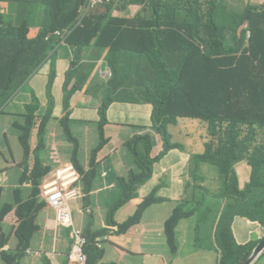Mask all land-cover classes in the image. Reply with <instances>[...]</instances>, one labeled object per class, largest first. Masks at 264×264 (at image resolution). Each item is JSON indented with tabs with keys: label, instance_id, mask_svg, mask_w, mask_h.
Masks as SVG:
<instances>
[{
	"label": "trees",
	"instance_id": "obj_1",
	"mask_svg": "<svg viewBox=\"0 0 264 264\" xmlns=\"http://www.w3.org/2000/svg\"><path fill=\"white\" fill-rule=\"evenodd\" d=\"M19 1L26 7L32 1L41 2L46 18L41 22L34 21L31 17L37 9L29 7L15 18L5 20L7 13L0 5V111L46 65L51 56H55L62 44L59 36L53 35L56 31H61L63 35L73 31L69 46L76 52L64 85L65 89L70 86L65 103L71 104L72 97L87 83L81 85L74 81L75 66L79 64L84 48L98 34H102L123 50L111 48L106 60L103 58L101 62L104 67L111 66L113 71L107 87L108 94L100 106L99 143L92 150L89 170L78 164V140H73L76 149L70 163L81 175L77 183L82 182V188L87 193L86 202L89 203V194L97 179L99 154L106 144L107 147L112 144L106 138L105 128L109 124L108 109L113 102L152 105L151 126L161 136L158 139L160 146L164 145L162 153L151 158L156 138H150L149 134L135 135L127 142L126 148L135 158L137 172L132 171L121 178L129 176V187L135 191L149 178L154 161L168 151L182 147L180 136L185 122H189V118L203 120L207 123L209 138L204 152L195 154L193 162L198 165L199 161H205L215 166L220 173L219 188L215 193L205 190L197 196L192 188L197 187L201 175L198 168L191 169L190 179L186 181L189 199L205 209L199 213L175 211L165 222V237L173 257L178 249L176 228L179 222L196 216V230L207 223L217 225L216 264H243L258 241L245 245L234 243L231 238L232 221L236 220L234 217L240 207H247V200L251 197L248 194L256 195L264 208V61L259 56V52L264 51V5L247 4L241 14H236L226 0H111V3L102 5L103 13L89 9L88 0H49L51 7L43 4V0H0V4L7 2L9 10L13 3ZM117 1L121 6L117 5ZM129 4L141 6V12L133 19L113 17L116 11L125 9ZM246 32H249L248 38ZM98 38L101 39L100 36ZM65 43L68 44L67 40ZM104 46L100 40L96 48L103 53ZM100 51L97 58L102 56ZM122 54L131 56L126 68L120 70L117 62ZM117 71L124 77L119 78ZM52 73L54 80L56 71ZM35 101L22 115L25 121L14 124L21 132L25 176L34 183L30 197L26 200L19 198L20 203L15 210L19 219L17 234L24 247H28L32 232L37 230L36 215L42 207L37 205L38 187L52 169L45 166L41 155L45 136L40 137V145L34 150L35 164L29 168L32 132L37 126L38 134L48 131L55 105L52 100L48 112L43 113L40 112L38 99L35 98ZM60 121L65 123V133L71 140L74 135L67 125L68 114ZM243 160L250 166L251 172L250 179L241 187L234 165ZM132 196L133 192L125 189L107 216L108 224L114 223L112 213ZM158 201L160 198L155 196V191L151 192L139 204L135 214L120 223L113 233L125 232L136 220H140L147 206ZM11 209L13 207L0 210L1 218ZM108 231L101 229L90 236L84 232L89 239L86 264H106L101 261L103 250L99 249L97 242H104ZM3 248L4 243H0V250ZM22 252L13 256L2 251L1 259L5 264H13L19 261Z\"/></svg>",
	"mask_w": 264,
	"mask_h": 264
},
{
	"label": "crops",
	"instance_id": "obj_2",
	"mask_svg": "<svg viewBox=\"0 0 264 264\" xmlns=\"http://www.w3.org/2000/svg\"><path fill=\"white\" fill-rule=\"evenodd\" d=\"M230 9L236 14L243 12L247 4L252 6L264 5V0H226ZM4 12H8L7 5H2ZM102 8V7H101ZM100 8L95 9L93 12L98 11ZM127 14H122L120 11H116L113 17L117 19H133L138 13L141 12L142 7L137 5L129 6ZM140 30L134 29L133 31ZM181 35H183L181 33ZM101 37L102 44H104V52L102 53L98 48L90 47L93 50V54L98 57V51L102 53V58L106 59L107 53L109 54L111 48L116 47L111 41L107 40L102 34H98ZM103 36V39H102ZM99 38L96 41L95 46L100 41ZM196 44V42H192ZM65 45V44H64ZM64 48L61 46L53 61V66L45 65L38 71L29 81V91L27 96L23 100L14 102L16 96H13L6 104L7 109L0 111V138L3 136L7 147H1L0 145V210L6 207H13L8 213H6L3 219L0 216V243H4V248L0 250V264H5L1 259L2 251L12 253L13 256L17 255L20 251L22 256L15 264H80L78 262L69 261L68 255L72 247V232L73 229L69 226H65L59 223L57 220V212L51 206H49L43 197L44 179L41 180L39 185V193L37 195V205H42L40 211L36 215L35 225L37 230L33 231L28 243V247H24V243H21V239L17 234V228L19 226V219L16 215V207L20 203V199L26 200L30 197L34 183L33 180L25 176L26 168L23 163L25 160V153L22 156L14 154L11 147L10 140L8 138L7 129L10 125H14L17 122H24L25 118L22 115L28 112L29 106L34 104L35 98L44 102V106L41 107V112L47 113L50 108L52 100L55 101L53 109V119L50 121L49 129L45 133L38 134V126L33 130L35 136L30 140L32 149L31 158L28 162L30 169L34 166L35 154L34 150L40 145L41 138L46 137L45 145L42 147V158L45 166H50L51 172L48 174H54L61 166L70 165V161L73 158L74 148H71L69 142H73L72 137L69 140L65 133V123L61 122V118L67 113L69 122L67 123L69 129L72 130L77 138L92 136L93 143L87 151L80 150V141L78 140L77 147V159L78 164L84 168L85 162L90 164V152L93 145L99 142V133L95 123V115L92 110L84 108L81 104V100L86 95L87 88L92 85L94 78L99 77L102 80H106L107 74L105 73L106 67L101 64H96L93 68L89 80L85 87L80 88L75 96L71 99V104L65 103L66 95L69 93L65 89V81L68 71L70 69V63L66 61L65 57L69 54L65 49L66 55L62 57L61 54H57L59 50ZM120 49L119 51H122ZM72 49H70V52ZM110 67V66H109ZM111 68V67H110ZM56 71V77L52 72ZM81 97L79 98V96ZM32 101V102H31ZM30 103L27 110V104ZM152 114V105L148 103H128L120 102L111 107L110 116L111 124L105 128L106 138H113L111 146L104 148L102 151L110 153L112 147L115 145V140L119 143L120 140L125 139L127 136L134 134L132 127L137 126H150ZM191 122H185L186 126L184 132L181 133L180 142L182 147L180 149H173L162 155L158 160L154 161L151 165V173L149 178L138 185L136 191L133 192V196L126 201L122 206L116 209L112 213L114 220L113 224L107 223V216L111 212V207L118 201L123 195L124 190L119 189L117 193H112L111 196L96 197L104 190H111V186H122L123 179L121 178L130 174L132 171L137 172L134 156L127 150L115 155L112 159V163L116 165L108 170V181H104V185H97V189L89 194V203L86 202V193L81 190L83 196L70 200V206L73 208V213L77 224L83 229L87 236L93 235L95 232L101 229H109L104 236V242L102 250V263L106 264H149L153 261L154 264H204L212 262V256L205 251L216 250L217 241L215 239L216 224L207 223L196 230V216L182 219L177 228V240L178 249L175 256L171 257L170 248L167 243L164 226L166 220L172 216L175 211L182 213L196 212L199 213L205 208L199 207L195 201L189 199L190 192L186 189V181L190 179V165L194 164L193 158L195 154H201L205 150V142L209 138L207 125L204 121L199 119H191ZM40 122V118L38 123ZM54 127L55 131L52 130ZM55 132L59 134L57 138L54 137ZM76 132V133H75ZM128 137L126 140H129ZM159 137L156 136V147L161 143L158 141ZM124 142L123 144H126ZM73 145V143H72ZM6 151V152H5ZM24 151V149H23ZM169 155H172L173 160L164 168L161 160L166 159ZM10 156V157H9ZM151 156H153L151 154ZM200 164L195 166L200 171L201 177L196 184V188H192V191L198 196L200 192L209 190L211 193H215L219 188V176L218 169L210 165L208 162L199 161ZM237 178L239 179V185L244 187L246 182L250 179L251 168L246 161H239L234 165ZM177 171V175L174 172ZM170 174L173 172V176L169 179L167 177V184L171 186V190L165 189L166 196L158 195L161 190L159 186V179L162 175ZM47 175V176H48ZM114 175L113 178H111ZM129 178V176H128ZM111 182V185H110ZM79 184V183H76ZM95 184V183H94ZM20 191V192H19ZM155 191V196L160 198V201L154 202L147 206L140 220H136L135 224L130 226L125 232L111 233V225H119L125 220L131 218L142 200L148 196L151 192ZM19 192V193H18ZM95 198L94 201L92 199ZM185 198L187 203L181 208L176 207V204ZM8 203L11 205H3L1 203ZM16 201V205H13ZM95 212L96 215L105 217L102 224H96V221L91 218L90 213ZM2 212H0L1 214ZM233 230L241 232L244 226L248 225L247 221L238 223L236 220L232 221ZM103 225V227H101ZM253 228L257 231V228ZM187 233V238L191 240L195 237V234H199L201 238L206 240L204 246L197 248L193 246L188 250H183L182 234ZM264 237V233H252V236L259 241ZM151 236V239H149ZM99 238V237H97ZM96 238V239H97ZM100 249V248H99ZM218 254V252H217ZM145 255H151L153 258H145ZM161 256L162 262L155 257ZM149 257V256H148ZM168 258V260H166ZM261 259V258H260ZM259 259V260H260ZM13 262V261H12ZM11 262V263H12ZM258 262V261H257ZM256 262V263H257ZM87 263V262H86ZM85 263V264H86ZM8 264V263H7Z\"/></svg>",
	"mask_w": 264,
	"mask_h": 264
},
{
	"label": "rangeland",
	"instance_id": "obj_3",
	"mask_svg": "<svg viewBox=\"0 0 264 264\" xmlns=\"http://www.w3.org/2000/svg\"><path fill=\"white\" fill-rule=\"evenodd\" d=\"M119 1V0H118ZM117 1V5L121 6V3H119ZM130 2V1H129ZM128 2V3H129ZM135 2V1H133ZM43 4H46L48 7H51L50 1L49 0H43ZM134 4H129L125 9H121L119 10L122 14H127L129 11V6H132ZM29 7H35L37 9V12H34L32 14V19L34 21H38L41 22L42 20H44L46 18V12L44 11V7L42 5L41 2H37V1H32L31 4L26 7V6H22L21 2H15L13 3V5L10 7V9L7 12L6 18L5 20H9V19H13L15 18L17 15H20V13L22 11H26ZM104 9L100 7V9L98 10V13H103ZM73 31H69L68 33L64 34L62 37H59L58 39L62 40V44L59 46V48L61 46H64V48L68 51L69 54L66 55L65 49L62 48L61 50L58 51V55L61 54L62 57H65V55L67 57H65L66 61L70 63V68H72V62L75 58V53L76 50L73 49L72 47H70L69 45H71L69 43V39L72 36ZM32 35V32L31 34ZM55 35V33L53 34ZM65 40H67V43H64ZM98 40V36L95 37L93 39V41L89 44V46L87 48H84L82 54L79 57V64H77L75 66L76 72L75 75H73V79L77 84H81L84 85L86 82H88L89 77L91 75V72L93 70V68L95 67L96 64H101L103 58H97L93 53V50L90 47H94L96 48L95 44L96 41ZM65 44V45H64ZM57 48V47H56ZM70 49H72V51L70 52ZM108 56V53H107ZM131 56V55H130ZM126 54H122L120 60L117 62L119 63V69L123 70L124 68H126L127 64L129 63V57ZM259 56L262 57V60L264 61V51L261 50L259 52ZM56 58V56H51V58L46 62L47 66H51L53 64L54 59ZM106 59L104 58V61ZM53 66V65H52ZM111 67V66H110ZM109 66H106V70L105 73L107 74L106 80L109 79L108 81L102 80L99 77L94 78L91 88H87V94L84 95L83 99L81 100V104L84 108H88V110H92L94 112L95 115V123L97 126V130L99 133V123L101 122V113H100V106L102 104V101L104 100V98L106 97V95L108 94V85H109V81L110 78L112 76V68H110ZM70 71V69H69ZM116 75L120 78V77H124L123 74L119 71L116 72ZM129 81H131V79H129ZM83 82V83H82ZM87 84V83H86ZM29 91V84H25L23 85L13 96H16L17 93L18 95L15 97L14 102H17L18 100H23L26 98L27 96V92ZM81 97V95L79 96V98ZM32 102V101H31ZM29 102L27 104L26 110L28 108V106L30 105ZM116 103H120L118 101L113 102L109 109H108V122L110 125L111 122V116H110V111H111V107L116 104ZM44 106V102L40 101V112L43 110L41 107ZM3 109H7V106H4ZM191 119H195V118H189V122H191ZM37 121V118L36 120ZM203 121V120H202ZM205 122V121H204ZM206 123V122H205ZM106 125V126H107ZM207 125V123H206ZM132 129H134V134L127 136L125 139H122L119 141L118 144H116V142L118 141L117 139L115 140V145L112 147L111 152L107 153V152H100L99 154V158L97 159V175H96V181H95V185H94V189H97V185H104V181H108L109 177H108V170L112 168L116 165L115 163H112V159L115 157V155L124 152L126 149V144H123L124 142H128L132 139H134L135 135H142L145 136L147 134L151 135L150 138L152 137L153 139L156 138V136H158L161 139V136L154 130V128L150 125V126H137V127H132ZM53 131H55L54 127L52 128ZM70 131L72 132V130L70 129ZM8 132V138L10 140V144L11 147L13 148L14 154L17 156H22L24 155V151H23V147H22V143L20 141V134L21 132L18 131L13 125H10V127L7 129ZM76 133V132H75ZM73 134V133H72ZM74 135V134H73ZM59 136V134L57 132H55L54 137L57 138ZM37 137L35 136V133L32 132V138ZM128 137H130L129 140H126ZM74 139L77 138L75 135L73 137ZM80 141V150L82 151H87L91 144L93 143V137L92 136H88V137H79L77 138ZM208 139V137H207ZM5 139L3 138V136H1L0 138V145L1 147H7L5 141ZM113 141V138H111L110 142ZM73 143V145H72ZM99 143V142H98ZM98 143H96L95 145H93L92 150L94 148L97 147ZM69 145H71V148H74V142H69ZM105 147H107V144L105 145ZM164 147V145L162 146H158V151L155 149V147L153 146L151 153H150V157L154 158L157 155H159L160 153H162V148ZM92 150L89 154L90 158L92 155ZM6 152V151H5ZM151 154L153 156H151ZM10 157V156H9ZM172 155H169L168 157L163 158L161 160L160 164L164 165V168H168V165L170 163L171 160H173V158H171ZM190 165V169L189 171H191V169L193 168H197L195 166V164H189ZM84 169L85 170H89L90 169V164L85 162L84 165ZM170 169L168 168V171ZM194 170V169H193ZM78 171V170H77ZM79 174V180H81L80 177V173ZM177 171L174 172V175H177ZM173 176V172H171L170 174H165V172H162V175L160 176L159 179V186L161 185V190L159 191L158 195L160 196H166L165 194V189L171 190V186H169L167 184V177H169V179ZM114 175L111 177L113 178ZM192 179L194 180V178L192 177ZM124 181H126V188L124 185ZM79 182V181H78ZM198 182V180H197ZM111 185V182H110ZM77 186L81 187L82 189V182L81 184H77ZM119 189H123L125 191V189H128L130 192H134L135 189L131 190V186L129 187V178H125L122 182V186L120 185H113L111 186V190H104L101 194H98L96 197H101V196H111L112 193H117ZM82 191H84L82 189ZM85 192V191H84ZM86 193V192H85ZM83 194V193H82ZM87 194V193H86ZM92 195V193H91ZM251 197L247 200V207H240L239 208V213L237 215H235L234 219H236V221L238 223H242L244 221L248 222V225L244 226L243 230L241 232H236L234 230H231V238L234 241V243L238 244V245H245V244H249L251 242L256 241V238L252 236V233H264V208H263V203L262 201L253 194H248ZM94 197L92 199V201L95 200ZM2 203V200H1ZM187 203V200L185 198H182L181 200H179V202L176 204V207L181 208L183 205H185ZM3 205H7L8 203H2ZM11 205V204H8ZM13 205H16V201L14 202ZM113 207V206H112ZM111 207V209H112ZM91 216V218L93 220L96 221V224H102L105 220V217L96 215L95 212H92L89 214ZM117 226V225H116ZM254 226H256L255 228H257V231L253 228ZM103 227V225L101 226ZM118 229V226H117ZM261 234H258V237H260ZM187 233H183L182 234V243H183V250H188L193 246H204L206 243V240L201 238L200 235L197 233L195 234V237L191 240L190 238H187ZM261 238V237H260ZM149 239H151V236H149ZM207 254L212 256V262L211 264H216L217 258H218V254L216 252V250H212V251H205ZM149 256V257H148ZM145 258H150L152 259L153 257L151 255H145ZM159 260V262H162L163 258L161 256L159 257H155ZM168 260V258L166 259ZM13 264H15V262H13ZM149 264H154L153 261H150ZM161 264V263H158ZM204 264H207L204 262ZM209 264V263H208ZM256 264H264V255L261 257V259L256 263Z\"/></svg>",
	"mask_w": 264,
	"mask_h": 264
},
{
	"label": "built area",
	"instance_id": "obj_4",
	"mask_svg": "<svg viewBox=\"0 0 264 264\" xmlns=\"http://www.w3.org/2000/svg\"><path fill=\"white\" fill-rule=\"evenodd\" d=\"M88 3L89 9L92 10L105 3H111V0H88ZM55 35L60 37L63 33L56 31ZM78 181H80L78 171L70 163L68 166H61L54 174L46 176L42 186L43 197L47 204L56 210L59 223L73 229L72 247L68 255L69 261L85 264L87 262L86 247L89 244V239L77 224L73 208L70 206L71 199L83 196L81 194L83 188L81 189L76 184ZM109 228L111 233L117 231L116 225H111ZM97 246L103 248L102 242H97Z\"/></svg>",
	"mask_w": 264,
	"mask_h": 264
},
{
	"label": "water",
	"instance_id": "obj_5",
	"mask_svg": "<svg viewBox=\"0 0 264 264\" xmlns=\"http://www.w3.org/2000/svg\"><path fill=\"white\" fill-rule=\"evenodd\" d=\"M264 254V237L261 238L254 246L250 255L246 258L243 264H256L259 258Z\"/></svg>",
	"mask_w": 264,
	"mask_h": 264
},
{
	"label": "clouds",
	"instance_id": "obj_6",
	"mask_svg": "<svg viewBox=\"0 0 264 264\" xmlns=\"http://www.w3.org/2000/svg\"><path fill=\"white\" fill-rule=\"evenodd\" d=\"M3 4H6L7 5V9L9 8V4L7 3V2H1V8H2V10H4V8H3ZM263 6V5H262ZM100 7H102V5L101 6H99V7H97V8H100ZM97 8H95V9H97ZM95 9H93V10H95ZM245 9V8H244ZM244 11V10H243ZM241 14V13H240ZM246 36H247V38L249 37V32H246Z\"/></svg>",
	"mask_w": 264,
	"mask_h": 264
},
{
	"label": "flooded vegetation",
	"instance_id": "obj_7",
	"mask_svg": "<svg viewBox=\"0 0 264 264\" xmlns=\"http://www.w3.org/2000/svg\"><path fill=\"white\" fill-rule=\"evenodd\" d=\"M93 10V9H92ZM94 11V10H93Z\"/></svg>",
	"mask_w": 264,
	"mask_h": 264
}]
</instances>
